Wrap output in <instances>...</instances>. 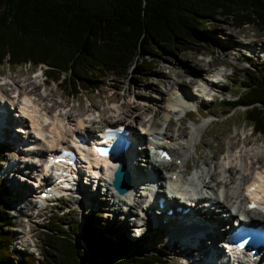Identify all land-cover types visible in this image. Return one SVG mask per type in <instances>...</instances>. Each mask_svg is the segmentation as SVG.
<instances>
[{"label": "trees", "instance_id": "1", "mask_svg": "<svg viewBox=\"0 0 264 264\" xmlns=\"http://www.w3.org/2000/svg\"><path fill=\"white\" fill-rule=\"evenodd\" d=\"M216 15L236 28L247 23L264 29V0H0V66L46 63L48 75L71 96L99 89L107 72L123 75L134 64L144 80L157 51L189 48L190 41L201 50L211 43L207 29L216 26ZM253 63L255 68L243 67L240 98L223 103L224 108L235 102L247 105L245 119L264 136V61ZM3 157L0 146V164ZM1 184L4 190V179ZM7 208L0 194V264L164 261L157 250L135 254L137 241L124 239L117 226H104L101 211L88 213L79 229L73 221L78 237L52 217L49 230L43 231V256L21 251L19 259Z\"/></svg>", "mask_w": 264, "mask_h": 264}, {"label": "rangeland", "instance_id": "2", "mask_svg": "<svg viewBox=\"0 0 264 264\" xmlns=\"http://www.w3.org/2000/svg\"><path fill=\"white\" fill-rule=\"evenodd\" d=\"M216 16V26L213 29H207V33H209L213 41L207 44V46H203L200 53H197L196 50V46H198L197 42L192 41H190L191 45L189 48H181L177 46L175 49H170L171 51L161 49V51H157V53L153 55L155 58V64L151 69L152 74H150V69L146 72V79L142 80V78L138 77L136 64H134L129 67L127 73L123 75L107 72L105 76H102L99 79V89L95 91H84L81 94H78V97L69 96L63 86L58 85L57 82L51 79L48 82L46 81L48 98L44 101L46 103L45 105L50 106L54 103L52 110L59 108L63 117L66 114H77L78 111H80L82 113H89L91 117L94 116V119H96L98 110H100V116H106L109 118L111 114H117L119 112L120 115H124L127 119H129L126 122L127 126H129L133 121L131 122L132 118H129L127 114L136 113L135 116H137L140 113H143L142 116L145 117L148 113L147 111H143L144 109L136 107V105L139 104L138 102H140L139 99H141L139 97H142L152 103L158 102L156 106L160 108V111L159 115L156 117L157 119L155 120L153 118L148 121L151 117L147 115L145 117L148 118L147 120L145 119V121H143V119H141L137 122L144 124L146 122L150 123L154 120L152 122V126H154V128L157 127L161 128V130L167 131V127L169 128V125L167 124L168 120L162 117L165 111L163 102L164 96L168 94L167 88L173 85L172 82H174V78L179 77V80H181L183 85L188 86V84H191L192 82H194L193 84H196L197 79L193 76L195 72L200 71L198 74L200 75L201 72L204 69L206 70L209 68V66L212 67L218 65V67L224 72V74L220 76L222 80H220L219 86L217 85L216 87H213L215 91L218 89V95L216 94L212 100H200L198 110L192 111V114L195 116L194 120L196 119L197 121H194L189 116H186L185 118V123L199 126L201 129V136H197L195 138V141L199 140V144L197 149L190 153L187 167H181L183 169L182 173L192 175L197 169L201 170L202 168H208L211 166H213L214 169L217 161L225 155L226 150L228 152L231 150V152H234V148L238 150L235 151L237 156L242 157L243 160H248L253 165L255 164L256 167L264 165L263 135L255 131L250 133L252 126L250 122L244 120L243 105L237 106L234 113L231 115L228 114L226 118L207 123L212 117L211 112L214 111L218 113L219 111H223L222 109L224 107L221 105L219 100L221 97H226L229 96V94L232 95L233 93H241L245 90L244 86L241 87L240 82V78L244 75L242 68L244 65H248L247 63L248 61H251V58L252 61H254L258 57H261L260 55L264 53V29H261L260 26L257 27L253 24H244V26L236 28L229 23V20L220 18V15ZM247 41L250 42L247 43ZM147 54H150V52ZM147 54L144 56H147ZM138 59L141 58H137L136 60ZM221 63H225L226 66H223ZM38 66H31L29 63H24L23 65L5 63L0 66V83L3 82L1 74L7 76V82L9 83H13V78L26 82L34 80L37 83L39 79L33 77L31 73L32 70L38 68ZM41 67L44 69L45 64H42ZM180 74L182 76H180ZM37 85H41L39 81ZM37 90L41 93L39 86ZM192 107L194 106L192 105ZM171 114L172 113H170V115ZM153 115L154 114L151 113V116ZM121 119H123V117H121ZM170 126V132H176L175 135L173 134L174 136L183 132L188 135L190 132L189 127L183 129L178 128V119H173L172 125ZM176 128H178L177 131ZM198 130L199 129H195V133H197ZM8 135L9 134H6V136ZM182 135H184V133L181 134V136ZM18 136L20 138L22 137L21 134H18ZM185 137L183 139H185ZM20 138L16 140L14 145H10L8 142V144L3 147L5 156L0 164V166L3 167V170L0 171V177H4L6 186L10 185V181L17 183L18 185L26 186V184H23L24 182H22V180V184L19 180V178H23L22 170H17V176H14L13 174V172L16 171L15 169L8 171L10 169L8 161L15 160V158H20L22 156L26 159L31 158L23 152V147L18 143L22 142ZM231 152H229V154ZM227 156L225 158H227ZM224 159L222 161H224ZM193 162H198L199 165H197L195 170L191 173L190 170L194 164ZM135 163H140V165L137 164V167L142 168V161L140 158H138ZM5 171L9 172V177L5 176ZM8 179L10 180L9 182ZM195 182L198 184L199 179ZM0 186H2V184ZM216 187L218 189L217 185L214 188L216 189ZM15 191L16 190L13 189L10 193H8L6 190H0V194H2L7 201V209L10 212L9 216L10 214L14 216V223H16V226H14V233L16 235L14 240H12L13 248L20 245L21 247H24L22 249L30 251L31 243L29 244L28 241L24 243L22 241V239L24 241L30 239L31 241L34 240V242L37 243L38 248L33 249H35L34 251H36V253H39L40 250H42L44 243L43 231L46 229L44 226L49 218V222H51L52 217H58L61 220L62 225L72 233L74 231H78L74 229V225L76 226V224L71 226L73 221L78 222L80 219H84L88 215L86 210L87 208L83 207V205L79 202L81 197L76 195L79 194L77 191H73V195L70 198L65 199L61 197L59 200L51 201L47 204L45 210L40 211V213H37L38 206L33 205L32 208L28 209L29 202H26L29 195H20L21 198H19V196L15 194ZM94 194L95 190L91 185H89L87 198L93 196ZM13 199H15V201H12ZM97 200L98 203L94 206L96 209L101 210V217L104 219L105 225L110 227L117 226L120 229L119 231L124 234V239H133L135 238L133 234L141 233L139 235V238L141 239L140 243L143 245H150L151 249H159L162 246L165 248L168 246L167 237L164 232L144 229V226L141 227L139 223L138 229L131 231L126 230L128 232H125L122 227V216L124 215L126 209L123 212H118L117 206H119L120 203L111 204L110 202H108V208H104V202H106L104 196L97 198ZM83 201L84 197L81 202ZM90 204L92 205L91 202ZM82 209L84 210L82 211ZM113 210H115L114 215ZM26 214L29 215L26 216ZM76 237L78 236L76 235ZM141 248L143 249V246ZM177 250L178 247L174 250H169L164 255V257L168 260L164 259L165 262L162 264H181L183 260L186 261L187 259H185L186 257H184V255H180V253L174 254L173 251ZM137 252L138 251L136 250L135 253ZM39 255L41 254L39 253Z\"/></svg>", "mask_w": 264, "mask_h": 264}, {"label": "bare ground", "instance_id": "3", "mask_svg": "<svg viewBox=\"0 0 264 264\" xmlns=\"http://www.w3.org/2000/svg\"><path fill=\"white\" fill-rule=\"evenodd\" d=\"M204 71L205 69L201 72L200 75H198L200 71L195 72V74L193 75L194 77H196L197 82L196 84H193L194 82H192L191 84L194 85V89L196 90H190L187 85H183L181 80H179V77L174 78V82H172L173 85L167 88L168 94L164 96L165 101L163 102V106L165 107L164 109L166 111L165 116H168L170 113H176L180 108H184L188 104L190 105L192 103L198 102V100H200L202 96H204L206 99H212L216 94L218 95V89L216 91L213 89V87L215 85H218V83L208 82L203 77L202 80L206 85H208V88L206 89L201 84L200 79ZM180 76L182 75L180 74ZM10 83L7 82L2 86L0 85V104H3L2 106L5 105L11 108L15 107L14 114L15 116H18L21 122L16 130L21 127V129L19 130L28 133L29 137L27 138L29 142L27 145H25V148L22 149L23 152L31 158L26 159L23 156L20 158H15V160L12 161V168H10L8 171L14 170L13 168H15L18 171L22 170V173H24V168L30 167V163H33L32 168H34L33 170H36V173L38 174V172H40V169H36V167L39 160L43 157L42 154H40L41 150L49 151V149L53 150L59 148L60 146L67 144L69 140H71V136L76 135V133L78 132L88 134L90 132H93L95 128L94 123L99 124L100 122H102L101 125H103V123L108 125L111 122L121 123L122 121L127 122L129 120L124 115H120L119 112L117 114H111L109 118H107L106 116L102 117L100 116V110H98L96 119H89V113H82L80 111H78L77 114H66L64 117H62L60 112L52 111L50 106L42 105V103L32 95L31 90L36 86V82L34 80L26 82L19 81L13 78V83ZM179 93L181 95H179ZM139 98L141 99H139V104H137L136 102V107H139V109H144L143 111L148 112L147 115L151 117L148 121L153 118L154 120L157 119L156 117L159 115L160 111V108L156 106L158 102L152 103L151 101H147L142 97ZM140 104L144 106H141ZM188 111L189 110L186 109L185 116L180 115L177 117V119L179 120L178 128L183 129L189 127L190 129V132H187L188 135L183 132L184 135L182 136L181 134L183 133L174 136L176 132L170 133L168 130H161L160 128H158L157 130L156 128H154V126H152V122L154 120L150 122V124L149 122H146L144 124L138 123L137 121L141 119H143V121H145V119H148L145 118L147 115H145V117L142 116L143 113H140L137 116H135L136 113L127 114L129 118H132L131 122L133 121L132 124L130 123V125L128 126L132 142L140 141L144 136L143 132H145L149 136L151 134H157L159 136L156 138V141L164 140L163 144H160L161 147L168 149L172 154H174V160L180 158V163L176 164L173 163V161L163 163V172L162 167H160V162H155V159L150 155L146 146L138 150L137 146L132 144L129 148V151L131 149V156L129 157L128 161V169L129 172H131L132 177L134 178H132L129 189L126 192L120 193L117 189H115L113 185H111L110 180L112 178V172L114 170V163L109 162H103L104 169L101 175L102 177L97 184L96 189L98 197L101 198L102 195H104V198L106 200V202H104V208L110 201L109 199H111L112 197L111 204H114L116 202L121 204L117 206L118 212H123L126 209L124 215L122 216V226L125 232H128V229H132L131 225H135L138 227L137 220H140L142 217L140 215V213L144 211L142 204L145 203L146 200H148L145 199V197L150 194V187L156 184L157 186L161 187H157V189L161 190L162 187H165L166 184L170 182V180H176V178L174 179L172 177L173 174H175L176 177L179 174H182L185 179L181 183V186L178 190L189 193V195L197 196V202L193 207H190L191 213L189 216V224L191 226L189 229L184 228L181 231V235H185L186 238L190 241H192V239H194L195 237V242L190 246H184L181 252H179L178 250L173 252L174 254L180 253V255L184 256L189 255L191 261L187 262L183 260L181 264H200L203 258L208 256L209 254H211L210 262L213 263L215 259L223 255V250L219 246V242H217L215 239L219 238L222 232L230 227V225H234V220L240 221V216L241 214H243V212L248 221H264V177L263 180L258 179L260 175H264V165L256 167L255 164L253 165L248 160H243L242 157L237 156V153L235 151L238 150L234 148L233 150L235 151H229L231 152L230 154L226 150L225 155L219 161H217V164L215 165L216 167L214 166V169L213 166H211L208 168H202L201 170H195L196 166L199 165V163L193 162L194 164L190 172L192 173L194 170L196 172L192 175L182 173L183 169L181 167H187L188 158L191 151L193 149H197L198 145L194 143V139L197 136H201V129L199 128V126H195L194 124L189 125V123H185L186 115L189 113ZM151 113L154 115L151 116ZM4 117L6 119V123H9L13 120V116L10 112H5ZM121 117H123V119H121ZM190 117H192L194 120L195 116H192L190 114ZM194 121H196V119ZM172 122L173 120L171 117L167 122L169 127L170 125H172ZM6 128L9 129V126H7ZM139 128L142 130H139ZM178 128H176V131ZM195 129H199L197 133H195ZM6 131L8 132V130ZM184 137L185 139H183ZM13 138L18 140V134L16 133V136H13ZM147 140H149V138H147ZM226 156L227 158H225ZM32 158L34 159L31 160ZM138 158H140L142 161V168L137 167V164L140 165V163H135ZM223 159L224 161H222ZM98 162L99 161H95L92 166L90 165L97 171L101 169V164L100 162ZM8 166H11L10 162H8ZM172 170H176L178 173L176 171L173 172ZM8 171H5L6 177L9 175ZM13 174L14 176H17V173ZM22 175L24 178L25 173ZM138 176H144L145 178L143 179V181L136 183L135 179ZM187 179H190V182H188ZM198 179L199 183L196 184L195 181ZM19 180L21 182L22 178H19ZM9 181L10 180L8 179V182ZM29 183L30 182L26 180L23 183L26 184V186H22L10 181V185L6 186L4 190L10 193L13 189H15V194L18 195L19 198H21V196L29 195L33 190L31 188V184ZM216 185L218 186V189L217 187L216 189L214 188ZM254 185L256 186L255 191H250V187H253ZM170 186L171 188L174 187L172 181L170 182ZM187 186H189L188 190L186 188ZM88 187L89 185L86 188L87 190ZM85 195L88 194L85 193ZM12 201H15V199H13ZM43 201L46 202L47 199H43ZM174 201L175 200H170L169 203H173ZM252 201L257 202V207L251 208L249 206L248 203ZM28 202V209H30L33 207V201L31 198L29 199V197H27L26 203ZM90 202L92 203V205L90 204ZM83 203L85 205L90 204L92 207L94 205H97L98 200L96 193L88 198L84 196ZM151 207L152 206H149L147 208ZM175 213L177 214L178 212ZM146 215V218L143 217L141 226H145L147 223L152 222L153 216L151 215V213L146 212ZM155 218H158V216H156ZM225 221H227L228 226H226ZM162 225H164V227H167V222H164ZM170 232L176 233L177 231L174 229H170ZM22 241L25 243L26 241L29 242L31 240L28 239L24 241L22 239ZM168 241H172L171 236H168Z\"/></svg>", "mask_w": 264, "mask_h": 264}, {"label": "water", "instance_id": "4", "mask_svg": "<svg viewBox=\"0 0 264 264\" xmlns=\"http://www.w3.org/2000/svg\"><path fill=\"white\" fill-rule=\"evenodd\" d=\"M112 185L120 193L128 189L129 180L127 178L125 166L122 163L118 164L113 172Z\"/></svg>", "mask_w": 264, "mask_h": 264}, {"label": "snow or ice", "instance_id": "5", "mask_svg": "<svg viewBox=\"0 0 264 264\" xmlns=\"http://www.w3.org/2000/svg\"><path fill=\"white\" fill-rule=\"evenodd\" d=\"M255 188H256V186L254 185V186L250 189V191H255ZM252 207H255V205H252Z\"/></svg>", "mask_w": 264, "mask_h": 264}]
</instances>
